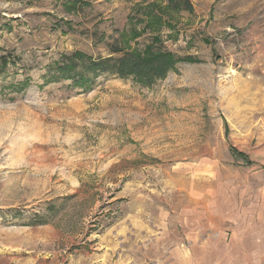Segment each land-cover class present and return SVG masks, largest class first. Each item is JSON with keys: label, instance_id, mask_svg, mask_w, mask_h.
<instances>
[{"label": "rangeland", "instance_id": "obj_1", "mask_svg": "<svg viewBox=\"0 0 264 264\" xmlns=\"http://www.w3.org/2000/svg\"><path fill=\"white\" fill-rule=\"evenodd\" d=\"M189 2L0 0V264H264V0ZM111 45L183 61L50 81Z\"/></svg>", "mask_w": 264, "mask_h": 264}, {"label": "trees", "instance_id": "obj_2", "mask_svg": "<svg viewBox=\"0 0 264 264\" xmlns=\"http://www.w3.org/2000/svg\"><path fill=\"white\" fill-rule=\"evenodd\" d=\"M162 1L167 3L170 11L193 13L189 0ZM71 9L76 10L75 4H72ZM109 49L110 55L97 58L79 52L63 54L59 61L49 68L50 81H69L72 87L88 92L92 88L94 78L109 75L123 80L131 79L143 88H151L158 81L165 79L177 63L183 61L175 58L170 52L154 49L152 46L146 47L140 53L127 52L113 45L109 46ZM6 62L4 59L1 66H5ZM28 85L29 83L25 80L22 84L17 85L18 88L16 89L22 91ZM233 153L247 164L250 163L245 155L234 151ZM47 212L49 215L55 216L57 213L55 205L49 206ZM50 219H37L35 223L30 225H46Z\"/></svg>", "mask_w": 264, "mask_h": 264}]
</instances>
